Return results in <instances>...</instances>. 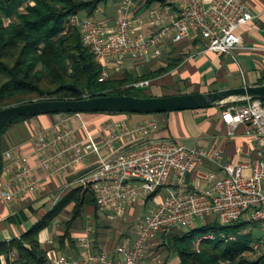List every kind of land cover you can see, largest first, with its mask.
Listing matches in <instances>:
<instances>
[{
	"label": "built area",
	"instance_id": "built-area-1",
	"mask_svg": "<svg viewBox=\"0 0 264 264\" xmlns=\"http://www.w3.org/2000/svg\"><path fill=\"white\" fill-rule=\"evenodd\" d=\"M159 8L148 10L145 16L132 11V0H123L113 26L108 21L74 15L66 28L81 31L84 46L89 48L96 62L102 65L101 80L110 71H121L128 62H147L169 54L176 45L194 44L196 52H213L233 56L241 44L239 29L255 16L247 5L236 0H153ZM98 8L95 14L99 12ZM150 81L136 82V89L146 88ZM222 122L231 131L243 126L245 135L256 144V159L250 162L221 163V154L187 148L170 139L156 136L159 124L148 120L139 124L117 125L104 141L105 150L113 153L119 141L130 138L133 147L105 159L92 137L85 142L75 139L66 121L34 136V153L39 166L50 175L63 176L73 172L93 153L97 165L79 175L78 187L91 188L99 211L109 222L121 219L127 204L144 200L159 189L166 196L152 206L135 225V237L128 245H116L110 253L96 251L91 245V227L85 229L79 241L82 258L58 257L53 264H160L149 259L151 243L163 234L192 228L198 219L214 216L221 226L237 224L245 217L250 226L237 235H221L223 240L235 241L254 229L260 236L254 239L252 252L264 255V103L261 99L246 100L222 110ZM18 164L9 180L16 190L0 187L2 199L11 204L19 194L34 193L38 180L24 158L4 153ZM203 161L218 166L225 176L198 191L183 190L188 175ZM249 171L248 174H245ZM203 239L198 238V248Z\"/></svg>",
	"mask_w": 264,
	"mask_h": 264
},
{
	"label": "crops",
	"instance_id": "crops-1",
	"mask_svg": "<svg viewBox=\"0 0 264 264\" xmlns=\"http://www.w3.org/2000/svg\"><path fill=\"white\" fill-rule=\"evenodd\" d=\"M131 11L137 16H145L150 9L160 7L153 0H132ZM247 5L255 16L252 22L239 29L241 37L240 46L234 50L233 56L218 55L213 52H196L194 44L184 42L173 46L171 52L160 59L147 62H128L121 71H110V78H118L124 73L140 76L138 73H148L164 65L168 56L172 58L183 57L182 62L169 74L150 81V85L159 86L166 93L172 91L193 90L188 94L208 93L222 90L241 88L246 86H258L264 84V0H236ZM157 3L153 7V3ZM122 4V3H121ZM121 4L115 8L97 12V20L108 21L113 26L118 18V10ZM179 95H183L180 93ZM145 98H154L152 96ZM158 118L159 131L156 136L170 139L187 148L201 149L221 154V163L226 162H250L256 159V144L244 133L243 126L231 129L222 122L221 107L195 111H181L160 115H127V114H81V115H40L14 124L5 132L2 144L4 146L0 187L7 186L10 190H16L10 183L12 175L18 170V164L14 160H8L4 153L11 152L15 157L24 158L32 168L34 176L38 180V188L34 193L19 194L15 202L8 204L0 195V239L10 241L25 234L35 223L40 221L64 196L77 188L76 180L84 173L97 165V156L89 154L85 161L73 172L63 176L50 175L39 166L38 158L34 153V136L40 132L50 130L53 126L66 121L73 130L75 139L85 142L89 137L99 146L100 154L108 159L128 148L134 146L135 141L127 138L119 141L113 153L105 150L104 141L117 125L130 126L148 120ZM246 171L245 174H248ZM216 179L225 176L221 169L207 161L198 164L188 175L183 190L198 191L211 185L213 182L209 176ZM165 189H159L155 197L127 204L125 213L121 219L111 223L106 214L91 208L85 214V225L80 227L78 233L70 231L73 244L65 242L60 248L58 237L51 238L47 229L39 233V242L45 249L50 264L60 256L82 258L83 249L79 236L86 228L91 227L93 232L89 239L93 249L110 253L116 245H128L135 237L136 223L148 213V206L156 205L166 196ZM94 214H96L94 217ZM132 216L133 223L128 234L116 229L117 224H124ZM16 218L14 221L10 219ZM199 220V219H198ZM202 220V219H200ZM128 221V220H127ZM66 222V221H65ZM64 222V223H65ZM77 228V227H76ZM79 230V229H78ZM124 232V231H123ZM159 235L156 239L160 238ZM149 256L150 252H149ZM151 259H158L156 257ZM159 260V259H158ZM161 261V260H160ZM171 264V261L169 262ZM178 264V263H177Z\"/></svg>",
	"mask_w": 264,
	"mask_h": 264
},
{
	"label": "trees",
	"instance_id": "trees-1",
	"mask_svg": "<svg viewBox=\"0 0 264 264\" xmlns=\"http://www.w3.org/2000/svg\"><path fill=\"white\" fill-rule=\"evenodd\" d=\"M102 1L0 0V110L42 99L79 100L123 95L145 98L132 95L133 84L156 80L180 65L183 57L168 56L164 65L154 71L140 76L124 73L118 78L101 80L102 65L84 46L81 31L66 28V22L74 15L93 16ZM261 100L264 103V99ZM33 117L18 118L0 130L1 158L4 152L2 139L8 128ZM90 208L94 212L99 210L92 189H73L21 237L10 241L0 239V264H50L39 242V233L48 229L55 218L68 210L65 231L58 237V242L60 248L65 242L73 244L70 231ZM14 220L16 218L10 219ZM249 226L245 220L221 226L215 219L201 227L163 234L160 239L162 246L168 250V256L160 264H169L174 257L178 259V264H264V255L252 252V234H245L235 241L223 240L216 235L217 232H224L227 236L237 235ZM198 235L200 238L212 235L213 239H203L196 248L194 243Z\"/></svg>",
	"mask_w": 264,
	"mask_h": 264
},
{
	"label": "water",
	"instance_id": "water-1",
	"mask_svg": "<svg viewBox=\"0 0 264 264\" xmlns=\"http://www.w3.org/2000/svg\"><path fill=\"white\" fill-rule=\"evenodd\" d=\"M264 99V84L208 93H194L160 98L106 96L79 100H41L21 103L0 110V130L22 117L66 114L159 115L195 111ZM2 158L0 156V167ZM1 169V168H0Z\"/></svg>",
	"mask_w": 264,
	"mask_h": 264
},
{
	"label": "rangeland",
	"instance_id": "rangeland-1",
	"mask_svg": "<svg viewBox=\"0 0 264 264\" xmlns=\"http://www.w3.org/2000/svg\"><path fill=\"white\" fill-rule=\"evenodd\" d=\"M123 2V0H104L101 2L100 4V8H102L103 10H108V9H112L115 8L116 6H118V4H121ZM157 5V3H153V7H155ZM141 63V62H140ZM139 75H141L142 73H138ZM171 92L166 93L165 91H163L159 86H155L152 85L151 87L145 89V90H138L135 89L133 91H131L132 95H139V96H144V97H154V98H160V97H166V96H174V95H179L180 93L184 94H188L193 90H186V91H172ZM154 120L157 121L158 118L154 117ZM158 122V121H157ZM150 206H148V209L150 210L152 207V202L149 203ZM148 210V211H149ZM69 217V213L68 210H66V212L64 214H62L61 216H58L57 218H55L50 226L48 227V231L51 234V238L53 237H57L61 232H63V226H64V222L68 220ZM134 216H132L130 219L128 218L124 224H117L115 227L118 231L128 234L131 230V228H133V223L130 222L131 219H133ZM135 218V217H134ZM213 220H215L214 216H210L209 217H205L202 220H197L194 224L195 227H201L203 224H207L210 222H213ZM243 220H246V218L244 217ZM76 227L73 230V233H78L80 230V227H83L85 225V219H80L78 220V222L75 224ZM79 229V230H78ZM124 231V232H123ZM247 231V230H246ZM250 234H252V236L254 237L253 239H257L260 236V232L257 229H254L252 232H250ZM217 236H221L224 235V232H217L216 234ZM244 236V234H242L240 237ZM200 238V235H198L197 239ZM196 239V240H197ZM150 258H158L159 260L163 261L167 256H168V250H166V248H164L162 246V240L160 238L155 239L150 246ZM178 263V259L176 257L171 259V264H177Z\"/></svg>",
	"mask_w": 264,
	"mask_h": 264
}]
</instances>
